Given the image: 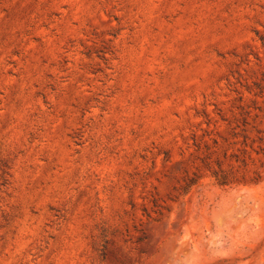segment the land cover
Returning a JSON list of instances; mask_svg holds the SVG:
<instances>
[{
  "label": "rangeland",
  "instance_id": "rangeland-1",
  "mask_svg": "<svg viewBox=\"0 0 264 264\" xmlns=\"http://www.w3.org/2000/svg\"><path fill=\"white\" fill-rule=\"evenodd\" d=\"M0 264H264V0H0Z\"/></svg>",
  "mask_w": 264,
  "mask_h": 264
},
{
  "label": "trees",
  "instance_id": "trees-1",
  "mask_svg": "<svg viewBox=\"0 0 264 264\" xmlns=\"http://www.w3.org/2000/svg\"><path fill=\"white\" fill-rule=\"evenodd\" d=\"M217 181H218L219 184L225 183V180H222V179H217Z\"/></svg>",
  "mask_w": 264,
  "mask_h": 264
}]
</instances>
